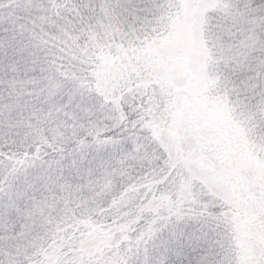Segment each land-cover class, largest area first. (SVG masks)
Listing matches in <instances>:
<instances>
[{
    "label": "snow or ice",
    "instance_id": "1",
    "mask_svg": "<svg viewBox=\"0 0 264 264\" xmlns=\"http://www.w3.org/2000/svg\"><path fill=\"white\" fill-rule=\"evenodd\" d=\"M0 264H264V0H0Z\"/></svg>",
    "mask_w": 264,
    "mask_h": 264
}]
</instances>
